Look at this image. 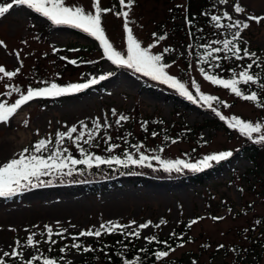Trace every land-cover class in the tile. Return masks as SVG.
Wrapping results in <instances>:
<instances>
[{
    "label": "rangeland",
    "instance_id": "rangeland-1",
    "mask_svg": "<svg viewBox=\"0 0 264 264\" xmlns=\"http://www.w3.org/2000/svg\"><path fill=\"white\" fill-rule=\"evenodd\" d=\"M212 1L215 13L228 11L234 19L243 21L249 15L264 16V0H238L245 8L244 13L234 12L232 5L237 0H229L228 4ZM5 2L11 0H0V3ZM66 3L94 11L93 0H66ZM185 4L186 0H134L129 11L126 7L122 9L119 0H100L102 8L115 9L102 14V26L110 43L118 51L126 53L124 17L117 16L116 12L129 11V27L142 47L153 44L157 36L166 34V39L156 44L152 52L164 55L163 62L171 65L166 71L184 82L193 95H198L191 86L195 80L203 93L218 98L211 103L225 117L230 119L235 115L246 121L264 122V107H257L255 103L236 97L230 90L204 79L196 58L201 52L194 53V49L189 47ZM248 23L249 28L241 33V45L257 55L264 54V20ZM207 28L210 37L218 40L226 38L229 32L224 33V29H217L215 24H209ZM0 41L6 45H0V66L8 71L20 68L17 76L0 79V94L9 91L6 85L19 86L26 92L29 86H46L42 83L44 81L66 86L84 83L94 77L98 79L101 75L107 77L98 80L102 83L101 90L91 85L79 93L58 97L53 104L56 97L37 98L18 109L7 123H0V164L18 155L25 147L31 150L41 138L51 135L54 143L57 131H66L72 125H76L79 131L80 121H85L92 128V121L96 118H100L102 124L107 118L111 127L102 128L96 136L93 145L98 147L81 144L97 155H116L125 149L135 153L131 145L142 144L141 151L146 155L195 163L205 155L233 152L226 160L213 161L212 167L199 172L187 169L180 173L171 172L176 176L121 172L111 179L105 167H101L104 172L96 177L99 178L97 182L76 180L81 174L74 173V176L66 177L70 181L58 182L60 180L57 179L52 184L11 198L0 197V253L11 251L19 240L25 257L34 254L37 250L25 244L32 232H36L35 239L41 241L38 249L48 248L51 245L44 243L47 237L39 235L45 225H51L54 231L58 227L67 228L64 238L54 235L53 239L57 241L54 245L67 244L70 248L72 236L81 230H95L107 221L127 225L134 220L136 224L132 229L151 221L147 229H141L140 241L144 242L145 237L152 235L168 237L179 223L196 220L191 224L188 242L169 257L195 260V264H264V165L262 170L252 172L253 164L239 150L248 140L254 139L230 128L202 102L194 104L168 85L112 64L103 57V49L95 38L78 29L53 26L26 6H14L0 18ZM164 48L174 51L163 53ZM218 55L224 57L225 54L221 52ZM78 56L81 60L75 59L77 64L68 62ZM224 61L226 67L235 65L227 59ZM239 64L240 61L237 66ZM226 67L220 68L224 76L227 75ZM108 73L114 75L108 76ZM18 95H0V100L11 103ZM113 109L117 116L112 115ZM120 114L129 119L117 125L115 121ZM107 136L112 139L106 142ZM10 137H13L12 143L9 142ZM109 143L119 147L108 153ZM255 144L264 147V143ZM64 147L79 158L72 141L66 139ZM153 164L158 170L159 162L153 160ZM95 168L84 171L91 172ZM161 219L167 223L157 228L155 225ZM110 235L116 236L117 233ZM93 238L85 236L78 240ZM64 257L63 262L82 261L83 252L70 248Z\"/></svg>",
    "mask_w": 264,
    "mask_h": 264
},
{
    "label": "snow or ice",
    "instance_id": "snow-or-ice-1",
    "mask_svg": "<svg viewBox=\"0 0 264 264\" xmlns=\"http://www.w3.org/2000/svg\"><path fill=\"white\" fill-rule=\"evenodd\" d=\"M122 9L126 7L129 11L134 3V0H119ZM220 4H228L229 0H219ZM14 6H26L27 9L45 17L51 22L53 26H66L74 29H78L88 36L95 38L99 45L103 49V57L110 61L112 64L119 67H124L130 70H134L136 73H141L143 76L151 78L153 81L160 82L162 84L168 85L170 88L174 89L182 97H185L188 101L194 104L206 105L211 109L222 121H226L228 126L232 129H236L243 136L249 139H254L255 143H264V122L261 121H246L238 116L233 115L230 119L225 117L213 107L212 101H217L218 98L212 95H206L201 91L200 85L192 80L191 86L195 89L198 95H193L189 88L184 82L178 79L176 76L170 75L166 69L170 68L171 65L163 62V54H154L152 49L160 41L166 39L165 35H160L156 37L153 44H149L147 47H142L141 42L133 35L132 29L129 27V11L121 10L116 12L117 16L124 17V29L127 32V49L126 53L118 51L112 43H110L108 37L106 36L105 29L102 26V14L115 11L114 8H102L100 6V0H93L92 8L94 11L85 10L84 7L78 5H67L66 0H11V2L0 3V18L5 17L6 14L14 8ZM235 13H244L245 8L237 2L232 5ZM205 15H208L205 13ZM227 19L228 24H223L222 20ZM187 20V18H186ZM264 20V16H253L249 15L247 20L235 19L233 20L232 15L228 11H224L222 15H211V21L214 22L217 29L225 28L227 30L235 29L231 33V39L224 38L222 40L212 41L210 44H203L200 47L203 48V53L200 55L199 59L201 63H208L209 60L216 61L217 63H209V68H219L218 63L222 58L228 59L234 57L237 60H243L244 58H249L252 60L251 63L245 65L240 71L231 69L232 75L228 78H221L214 73H210L205 70L204 67H200L199 71L204 76V79L211 82L213 85L222 86L224 89L230 90L236 97H239L245 101H250L255 103L257 107H264V99L260 97L257 91H248L242 89L241 85H258L260 89L264 90V82H261L260 73L253 72V65L257 64L259 57L255 52H250L247 47L243 49L239 46L241 33L249 28L248 21H255L260 23ZM189 24L192 22L187 21ZM156 36V34H153ZM222 45V47L212 45ZM0 45H4V41H0ZM6 46V45H4ZM191 47V45L189 46ZM53 51H59V49H53ZM72 51H79V49H72ZM174 51L171 48H164L163 53H168ZM223 52L225 55L221 57L217 55ZM242 53V55H241ZM230 54V56H229ZM17 59H19V52L16 53ZM61 59L67 60V57H61ZM71 64H77V60H69ZM92 63V61H88ZM259 66V65H258ZM22 67V63H21ZM264 71V68H262ZM20 72V68H16L14 71H8L5 67L0 66V79L3 78H13L17 76ZM108 76L114 75V73H108ZM107 77L105 75L99 76V78H91L84 83H69L66 86H61L58 83L46 81L42 82L46 86L44 87H31L29 86L26 92H23L19 86L6 85L9 89L6 93L0 95L12 96L13 93H17L18 98L14 102L9 103L6 100H0V123H7L10 118H12L17 110L23 105L27 104L37 98H48V97H61L66 95H72L79 93L85 89H88L91 85L98 83V80H104ZM224 103V102H221ZM225 107H229L224 103ZM112 115L117 116L115 109L112 110ZM129 117L120 114L116 119L115 123L119 125L121 121L128 120ZM27 124V121L24 122ZM80 130L76 125L68 127L66 131H57L55 134V141L51 135L47 138L39 139L31 148V150L25 147L18 155L8 161L0 164V197L11 198L17 194L23 193L24 191H29L33 188H38L41 186L52 184L54 181L59 179L63 182L65 176L71 177L74 173L83 174L85 169H92L94 166L99 168L101 165H107L112 168L114 165L119 167L123 166L128 168L129 166H147L148 168H153L151 161L155 160L159 162L160 168L166 173H171L173 171L180 173L185 169L192 172H199L204 169L212 167V162H220L226 160L233 155L232 151H221L219 153H213L203 156L201 159L197 160L195 163L188 162L184 159H162L160 155H146L141 148L142 144L131 145L135 149V153L125 149L123 158L121 155H108L102 156L95 153L89 152L88 149L82 146L83 144L89 146L93 145V141L96 136L100 133L102 128L111 127L105 118L102 124L100 118H96L92 121V128H89L85 121H80ZM75 134V135H73ZM253 134H258L253 137ZM156 135V133H153ZM72 141L76 145L79 152V158L73 155L67 147H64L65 140ZM112 138L110 136L106 137V142L110 141ZM175 141H173L174 143ZM119 145L109 143L106 151L112 153L114 149L118 148ZM163 149H161L162 151ZM45 153H47L45 155ZM138 153V156L136 155ZM77 166H84V168H78ZM156 170V169H154ZM44 177H50V179L45 180ZM213 219H223V217H213ZM196 220L190 221L191 224L196 223ZM59 221L56 222L59 226ZM151 221L141 223L136 228L132 229V225L136 224V221H130L127 225L120 224L118 221H107L99 225L95 230H81L78 235L72 236L71 249H76L77 251L89 252L94 251L91 246H83L78 242L79 237L94 236L100 237L102 234H111L119 231L126 237L140 238L141 229H147L151 224ZM167 221L161 219L159 224L155 225L157 228L160 225L166 224ZM75 227V225H71ZM126 229H131L125 231ZM68 231L67 228H59L54 231L51 225H45L44 231L39 233L41 237L46 236L47 239L44 243L49 245H54L57 243L53 236H59L64 238V233ZM171 235L175 236V233ZM36 232H32L26 238L25 244L28 248H34L39 252L38 245L41 243L40 240H36ZM145 239L151 243L157 241V236L152 235L145 237ZM182 239V238H181ZM160 243L167 244V241H162ZM16 246L11 249V251H2L0 253V264H7L5 260L6 257L20 258L23 264H59V261L64 260L65 257L61 256L59 258L44 255L43 253L33 254L30 258L25 259V254L20 251L21 242L17 240L15 242ZM178 247H183V243L177 245ZM126 247V246H125ZM219 247H223L220 245ZM69 245L65 244L64 247L60 248L61 253H65L70 250ZM51 247L49 251H51ZM141 252H146L147 249H140ZM170 251H175V249L168 247V250H158L154 253L157 260L167 257ZM66 264H71L67 261ZM123 264H141L140 256H136L134 259H124Z\"/></svg>",
    "mask_w": 264,
    "mask_h": 264
},
{
    "label": "trees",
    "instance_id": "trees-1",
    "mask_svg": "<svg viewBox=\"0 0 264 264\" xmlns=\"http://www.w3.org/2000/svg\"><path fill=\"white\" fill-rule=\"evenodd\" d=\"M206 7H208V10H206ZM214 8H215L214 2L212 0H186L185 13L187 14L188 17L187 21L190 20L192 22L187 27V33H188V37H190L191 48L194 49L195 51L194 53L200 51L201 52L200 55H201L203 53V48L200 47V45L210 44L212 41H216V39L218 40L217 37L214 38L210 37L207 25L214 24V22L211 21V15H222L224 11L220 10V12L215 13ZM205 13H207L208 15H205ZM233 20L235 19L233 18ZM222 23L226 25L229 23V21L227 19H224L222 20ZM221 29H224V33L225 31H229L228 34L226 35V38L231 39V33L235 31V29L232 30H227L225 28H221ZM212 46L216 47L218 45L213 44ZM239 46L242 49L245 47L241 45V41L239 42ZM200 55H196L197 61L199 63V67H204L206 71L210 73H214L217 76H220L221 78L230 77L232 75L230 71L231 69H235L238 72L245 65L252 62V60L249 58H244L243 60L245 59L247 60L243 61L231 57L228 58L227 60L235 65L226 67L224 64L225 61L222 58L218 62L220 64L219 68H209V63L214 64L217 62L211 61L210 59L208 63H201L199 59ZM257 57H259L260 59L257 64L253 65L252 71L256 73H260L261 82H264V71H262V68H264V54H259L257 55ZM74 59L81 60V57L78 56ZM238 61H240L239 66H237ZM225 67L227 69L226 76L222 75L220 70V68H225ZM241 87L246 92L257 91L260 94V97L264 99V90L260 89L258 85H241ZM93 88H96L98 90L103 89L102 83L95 84ZM56 101H58V97L53 99L52 104L55 103ZM239 150L245 153L249 158L250 162L253 164L254 168L251 169L252 172L262 170L264 165V147H260L258 144H255L253 140H248V143L240 147ZM124 152L125 151L123 150L116 155H121V157L123 158ZM151 163L153 164V161H151ZM101 167H105V170L108 172L109 175H111L110 177L111 179L119 176L121 172L128 174L143 173L152 176L177 175L175 173L174 174L165 173L163 169L160 167L158 170H154L155 164H153V168H148L147 166L144 167L129 166L128 168H124L123 166L117 167L115 165L112 168H109L107 165H101L99 168H95L91 170V172L87 170L84 171V174H81L80 178H76V180L83 179V180H89V182H97L99 178L96 177L100 175L99 173L104 172V170L101 171L100 169ZM154 171H159V172H154ZM72 176H74V174ZM66 177L67 176L64 177L63 181H70V180H66ZM78 181H82V180H78ZM92 184L97 185V183H92ZM189 223H185V222H183L182 224L179 223V225L176 226L172 232L175 233V236L171 235L172 233L168 237H162L158 235L157 241H153L151 243H149L147 240L141 242L140 238L126 237L125 235L121 234L119 231L116 232L117 233L116 236L110 234H106V235L102 234L100 237H94L93 240H89V241L78 240V242L81 243L83 246H91L92 249H94V251L83 252L81 250L83 252V260L78 262H71V264H123L124 259H134L136 256H140L141 264H195L196 263L195 260L175 259L169 257L173 251H170L167 257L161 258L160 260H157L154 255V253L158 250L166 251L168 250L169 246L176 250L179 248L177 246L178 244L183 243L184 245L185 243H187L188 240L190 239V232H191V226L189 227ZM125 231H129V229H126ZM162 241H167V244L160 243ZM50 247L52 249L51 251H49ZM62 247L64 246L51 245L44 250L40 249L39 252H35L34 254L43 253L44 255H48L55 258H59L61 256L64 257L67 251L65 253H61L59 249ZM142 248L147 249V251L141 252L140 249ZM30 257L31 255L29 257H25V259H28ZM5 260L7 261V264H23V261H21L20 258L8 257L5 258ZM36 264H40V262H36ZM59 264H66V262H63V260H61L59 261Z\"/></svg>",
    "mask_w": 264,
    "mask_h": 264
},
{
    "label": "bare ground",
    "instance_id": "bare-ground-1",
    "mask_svg": "<svg viewBox=\"0 0 264 264\" xmlns=\"http://www.w3.org/2000/svg\"><path fill=\"white\" fill-rule=\"evenodd\" d=\"M12 141H13V137H10V139H9V142H11V143H12Z\"/></svg>",
    "mask_w": 264,
    "mask_h": 264
}]
</instances>
